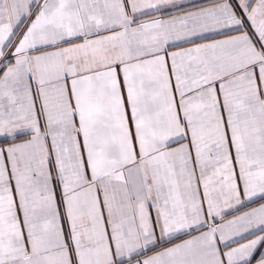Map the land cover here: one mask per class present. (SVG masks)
I'll use <instances>...</instances> for the list:
<instances>
[{
	"label": "snow or ice",
	"instance_id": "1",
	"mask_svg": "<svg viewBox=\"0 0 264 264\" xmlns=\"http://www.w3.org/2000/svg\"><path fill=\"white\" fill-rule=\"evenodd\" d=\"M0 264H264V0H0Z\"/></svg>",
	"mask_w": 264,
	"mask_h": 264
}]
</instances>
